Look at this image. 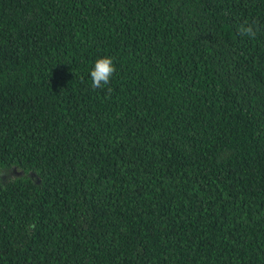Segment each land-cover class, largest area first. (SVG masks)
<instances>
[{
  "label": "trees",
  "instance_id": "16d2710c",
  "mask_svg": "<svg viewBox=\"0 0 264 264\" xmlns=\"http://www.w3.org/2000/svg\"><path fill=\"white\" fill-rule=\"evenodd\" d=\"M0 264H264V0H0Z\"/></svg>",
  "mask_w": 264,
  "mask_h": 264
},
{
  "label": "clouds",
  "instance_id": "9594fccd",
  "mask_svg": "<svg viewBox=\"0 0 264 264\" xmlns=\"http://www.w3.org/2000/svg\"><path fill=\"white\" fill-rule=\"evenodd\" d=\"M241 31L250 37H255L256 35V31L252 25L247 27L241 26ZM115 71L116 69L112 57L104 56L97 59L94 67L90 71V78L92 81L91 87L93 89L105 87L109 84Z\"/></svg>",
  "mask_w": 264,
  "mask_h": 264
},
{
  "label": "water",
  "instance_id": "95a60500",
  "mask_svg": "<svg viewBox=\"0 0 264 264\" xmlns=\"http://www.w3.org/2000/svg\"><path fill=\"white\" fill-rule=\"evenodd\" d=\"M18 172L20 173L21 171H18ZM18 172H17V173H18Z\"/></svg>",
  "mask_w": 264,
  "mask_h": 264
}]
</instances>
